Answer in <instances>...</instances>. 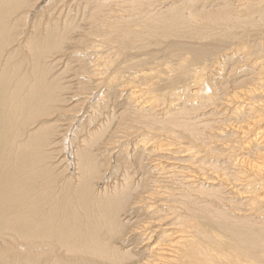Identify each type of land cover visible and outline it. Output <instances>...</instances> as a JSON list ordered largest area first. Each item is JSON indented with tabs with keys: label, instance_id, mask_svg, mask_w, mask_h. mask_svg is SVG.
<instances>
[{
	"label": "bare ground",
	"instance_id": "6f19581e",
	"mask_svg": "<svg viewBox=\"0 0 264 264\" xmlns=\"http://www.w3.org/2000/svg\"><path fill=\"white\" fill-rule=\"evenodd\" d=\"M106 1L91 4L96 31L85 45L104 62L92 58L97 69L87 74L101 72L89 78H99L94 93L106 83L107 109L121 97L119 88L130 92L132 107L120 112L106 145L118 153L107 155L118 157L121 183L109 186L110 176L101 177L94 192L91 174L99 165L89 136L111 132L117 114L104 116L102 133L103 125L90 129L94 95L86 96L89 106L86 99L52 143L58 119L50 118L72 110L48 59L64 51L71 34L55 25L18 37L34 10L25 9L29 0H0V264H264V0H163L144 12H109L107 23ZM150 37L184 41L175 38L168 53L131 65L125 54L110 55ZM21 48L27 53L16 61ZM164 57L170 61L155 65ZM58 145L81 173L74 187L47 191L52 182L43 175L51 173L40 149ZM125 207L146 217L136 224L138 239H129L135 249L112 244L126 230Z\"/></svg>",
	"mask_w": 264,
	"mask_h": 264
},
{
	"label": "rangeland",
	"instance_id": "374dc122",
	"mask_svg": "<svg viewBox=\"0 0 264 264\" xmlns=\"http://www.w3.org/2000/svg\"><path fill=\"white\" fill-rule=\"evenodd\" d=\"M65 1V2H64ZM95 0H41V1H39V0H29V5H28V7L27 8H25V9H27V10H29V11H31V10H34L33 12L34 13H32L31 14V16L28 18V20L26 19L27 17L25 16V19L21 22L23 25H21L20 24V27L19 28H17L16 29V31H18V33L20 32V36H18V37H21V38H24L25 37V35L27 36V37H29L30 36V34H27L28 32H30V31H33L32 33H33V36H36V35H38V36H40V35H44V34H46V32H47V30L48 31H50V29L52 28V27H54L55 25L58 27V28H61L63 31L65 30V34H66V36H69L70 34V38L68 39L69 41H67V43L64 45V48H63V50L65 51H62V52H55V53H53L52 55H50V57H49V59H48V62L50 63V66L52 65V67H51V70H52V72H53V76H54V78H55V80H56V82L57 81H59V82H61V84L63 85V87H67V93H65V95H66V98H70L69 99V101H68V109L70 108V110H72V111H70L69 113H67L66 114V116H62L61 118H60V116H58V118H57V115H58V113H54V116H52L50 119H52V122H51V124H53V122L55 121V119H58V122L56 123L55 122V124H57V126L56 127H58V128H56L57 130V132L55 131V127H53V129H52V135L53 136H50L51 137V142L53 143V142H55V141H57V138H58V140L60 139V135H57L58 134V132H61V131H63L66 127V125L67 124H70V122L71 121H73V117L75 116V115H77L81 110H83L82 108H84V104L85 103H83V102H86L87 100H88V98L89 97H91V96H93L91 99L93 100H88V102H87V104H86V107L87 106H89V104L90 103H92V104H94L93 106H92V104L90 105V106H92V108H91V110L89 111V109L90 108H88V111L86 112V120H85V123H86V121H87V123L89 124V128L91 129L92 127H95V126H97V127H101V125H103V122H104V125L105 124H107V121L105 122V120H106V117H105V120L103 119L104 118V116L105 115H108L109 116V114L110 113H112V114H117V116H116V118H117V120H115V122L113 123V125H112V129H111V132H104V135H101L100 137H94L93 135L92 136H89L90 138L92 137V138H95L94 140H95V142L94 143H90V144H88V146L90 145V147L88 148L87 146V149H90L91 151H92V155H94L93 157H95L96 159H97V165H99V167H98V169H96V176L94 177V178H92L93 177V175L91 174V183H93V188H94V192L97 190V189H99V183H101L102 181L100 180L101 179V177H109V178H107L108 180V182H109V186L111 185L110 183H112V182H114L115 183V181H116V183L115 184H119V183H121V181H119V183H118V180H119V174H121L119 171H117L115 168L117 167V162H118V157H116L117 159H115V158H113V156L112 157H110V155L114 152V151H116V150H114L113 152H111V153H108V150L106 149V148H109V147H107L106 145H107V143H109L108 142V139H109V137L110 136H112V134H114V131H116L115 129H117V124H118V122L120 121V118H119V114H120V112L121 113H124L125 112V110L127 109L126 107H128L129 108V110H130V108L132 107V106H128L127 104H128V102H127V97H129V95H130V92H122V89L121 88H119V90L120 91H118V96H121V97H118L117 98V101H115V103L114 102H112L111 104H110V107H109V109H107L106 107H105V103L103 102V100L105 99V101H107V99L109 100V98L108 97H110L109 95L110 94H106L107 93V86H104V85H106V83H104V84H102L101 86H98V90H100V91H97V93H94L97 89V79H98V81H99V78H97V79H90L89 78V76H94V75H97V74H100V73H96V74H87V72L88 71H90L91 69H93V67L95 68V69H97V65L96 66H94L95 65V63H101L100 61H102V62H104L101 58L100 59H97V61H96V59H94L95 57H93V55H91V54H89L90 52L86 49V46L88 47V45L90 44V43H88L87 45H85V43H86V41L88 40V37L87 36H89L90 35V33L89 32H93L92 34H94L95 35V31H96V29H95V27L96 26H94V25H92V24H90L91 22H93V20L94 19H91L92 17H91V15H92V11H93V13H95V12H97V9H94L93 10V8H92V5L91 4H93V2H94ZM97 1V0H96ZM117 1V2H116ZM118 1L119 0H107L106 2V4L104 5V6H106L107 7V9H106V7H105V9H103L104 11H102L101 13H103L102 15H105L106 14V16L104 17V18H107L105 21H106V23L107 22H109V17H108V15H109V12H112L113 14H115V16H121V15H130V13L132 12L131 11V9H133V11L134 12H140L139 10H142L143 12L145 11V8L146 7H149V8H151V7H154V5L156 4H158V3H161V1H163V0H142V2H138L137 0H120V1H122V2H119L118 3ZM125 1V2H124ZM173 1H177V0H173ZM179 1V0H178ZM61 2V3H60ZM87 2H89V4L87 3ZM131 2H133V3H131ZM153 2H155V3H153ZM66 3V4H65ZM125 3V4H124ZM127 3V4H126ZM153 3V4H152ZM32 4L34 5V6H32ZM65 6H64V5ZM108 4V5H107ZM121 4V5H120ZM150 4V5H149ZM152 4V5H151ZM60 5V6H59ZM89 5H91V7L89 6ZM113 5H114V7L116 8V6H117V8L116 9H113V11L112 10H108L109 8L108 7H110V9L111 8H113ZM127 5V6H126ZM40 6V7H39ZM146 6V7H145ZM90 7V8H89ZM125 7H128L127 9L125 8ZM92 8V9H91ZM120 10H119V9ZM123 10H122V9ZM135 8L137 9V10H135ZM139 8V9H138ZM144 9V10H143ZM146 9H148V8H146ZM37 10V11H36ZM90 10V11H89ZM92 10V11H91ZM105 10H106V13H105ZM117 10H119V11H117ZM122 10V11H121ZM117 11V12H116ZM124 11V12H123ZM88 12V13H87ZM116 12V13H115ZM91 13V14H90ZM120 13H122V14H120ZM119 14V15H118ZM34 15V16H33ZM88 15H89V17H88ZM88 17V18H87ZM25 21V22H24ZM90 22V23H89ZM71 23V24H70ZM105 23V22H104ZM70 25V26H69ZM79 25V26H78ZM75 26H77L78 27V30L80 31H78V30H76L77 29V27L75 28ZM88 26H91V27H88ZM25 27V28H24ZM51 27V28H50ZM24 28V29H23ZM44 28V29H43ZM75 28V29H74ZM80 28V29H79ZM26 29V30H25ZM72 29V30H71ZM74 29V30H73ZM88 29V30H87ZM90 29H92V30H94V31H90ZM44 31V32H43ZM46 31V32H45ZM26 33V34H25ZM86 33H88V34H86ZM81 35V36H80ZM87 35V36H86ZM94 35H92L91 36V40H93L92 39V37L94 36ZM83 36V37H82ZM73 38H75V39H77V40H79V43H80V45L81 44H83L84 45V47L83 46H80V45H77L76 43L74 44V40H73ZM148 38V37H147ZM146 38V40L144 39V43H142V42H140V41H137L135 44H134V47L132 46V47H129L127 50H124L123 52L122 51H113L112 52V54H110L111 56H113V54H114V52H115V54L114 55H116V56H119V60H122V58L124 59L126 56V59L125 60H122V61H125L124 62V64L125 63H129V65H131V64H133L134 62H137V61H139V60H147V59H152L153 57H154V54L156 55V54H159L158 55V57L159 56H161V54H162V52H163V50L165 51V52H167L168 53V51L170 50V43L171 42H176L178 39V41H184V40H180V38H176V37H170V38H166V39H164V38H152V37H150L149 39H147ZM177 40H176V39ZM150 39H152V40H150ZM158 39V40H157ZM164 39V40H163ZM181 39H183V38H181ZM155 40V41H154ZM157 40V41H156ZM163 40V41H162ZM169 40V41H168ZM172 40V41H171ZM175 40V41H174ZM177 41V42H178ZM196 41H201L203 44L204 43H209V40H196ZM72 42H73V44H72ZM158 42V44H155V43H157ZM169 42V43H168ZM200 42V43H201ZM69 43V44H68ZM168 43V44H167ZM92 44V43H91ZM90 44V45H91ZM200 45H202V44H200ZM165 46V47H164ZM180 46H182V45H180ZM77 48V49H76ZM89 48V47H88ZM163 48V49H162ZM25 50H27V49H25V48H21V49H19V52L15 55V57L17 56V58L15 59L16 61H20L21 60V57L22 56H24L26 53H27V51H25ZM62 50V49H61ZM150 50V51H149ZM166 50H168V51H166ZM74 51H77L78 53L80 52V54H78V55H75V54H72ZM160 51V52H159ZM118 52V54H116ZM141 54H140V53ZM149 52V53H148ZM153 52V53H152ZM64 53H66V54H64ZM69 53V54H68ZM84 54V55H83ZM126 56H125V55ZM61 55H63L64 57H62ZM129 55V56H128ZM132 55V56H131ZM147 55V56H146ZM165 55V54H164ZM61 56V57H60ZM123 56H125V57H123ZM129 57V58H128ZM57 58V59H56ZM59 58V59H58ZM92 58L94 59V64H91L89 61L90 60H92ZM99 58V57H98ZM142 58H144V59H142ZM168 59V57H164L163 58V60L162 61H160V62H158L157 64H155V65H159V64H161V63H163V62H165V61H170L169 59ZM54 59H56L55 61H53ZM176 59V58H175ZM177 59H179L178 57H177ZM99 60V61H98ZM66 61V62H65ZM118 60H116V62H117ZM134 61V62H133ZM131 62H133V63H131ZM53 63V64H52ZM67 64V65H66ZM103 64V63H102ZM66 65V66H65ZM170 66H172V64H169ZM169 65H165L166 67L167 66H169ZM147 65L146 64H143L142 65V67L141 68H143V70L144 69H147V67L148 68H151V67H155L154 65H152V66H150V65H148L147 67H146ZM164 66V65H163ZM85 67V68H84ZM101 67H102V72H105V71H103L105 68H106V65L104 66V65H101ZM100 67V68H101ZM166 67H163V68H166ZM228 67V66H227ZM84 68V69H83ZM135 68V67H134ZM156 68V67H155ZM64 69V70H63ZM157 69V68H156ZM94 70V69H93ZM133 71V70H132ZM132 71H130V72H132ZM88 76H87V75ZM78 76V77H75V76ZM84 75H86V76H84ZM53 76H52V78H53ZM59 76V77H58ZM92 76V78H94ZM72 78V79H71ZM82 78V79H81ZM128 78H130V77H128ZM59 79V80H58ZM61 79V80H60ZM77 86V87H76ZM70 90V91H69ZM72 90V91H71ZM95 90V91H94ZM128 90H129V88H128ZM93 92V93H92ZM100 92V93H99ZM90 93V94H89ZM100 94V95H99ZM105 95V97H104V95ZM90 95V96H89ZM123 95H124V97H123ZM127 95V96H126ZM86 96H89V97H87L86 98ZM114 96H115V93H114ZM117 96V95H116ZM76 97V98H75ZM80 97V98H79ZM77 98H79V99H77ZM99 98H101V99H99ZM107 98V99H106ZM87 99V100H86ZM94 99H96V100H94ZM98 99V100H97ZM123 99V100H122ZM125 99V100H124ZM95 101H96V103H95ZM90 102V103H89ZM98 104V106L100 107H97L96 105ZM114 106H113V105ZM85 107V108H86ZM95 107V108H94ZM97 107V108H96ZM104 107V108H103ZM123 107V108H122ZM76 109V110H75ZM99 109V110H98ZM98 110V111H97ZM117 112V113H116ZM75 113H77V114H75ZM88 113V114H87ZM96 113H98V114H96ZM106 113V114H105ZM100 114V115H99ZM95 115H96V118H95ZM84 116L85 115H81L79 118L81 119H84ZM98 116H100V117H98ZM113 116V115H112ZM97 117H98V119H97ZM78 118V119H79ZM82 119H81V121H82ZM97 119V120H96ZM101 119H102V121H101ZM108 119V118H107ZM119 119V120H118ZM91 120H92V124H93V122H94V126L91 124ZM80 121V120H79ZM99 122H100V124H99ZM104 125L101 127V133H102V131L104 130ZM116 125V126H115ZM54 126V125H53ZM51 128H52V126H51ZM95 129L93 128V130L92 131H94ZM113 132V133H112ZM110 133H111V135H110ZM80 135H83V133H80ZM102 136H103V139H102ZM88 137V138H89ZM89 138V139H90ZM97 138V139H96ZM98 138H100L99 139V141H97L98 140ZM111 138V137H110ZM54 140V141H53ZM109 141H110V139H109ZM59 142V141H58ZM57 142V144H60V145H62V143H58ZM89 142H92V139H91V141L89 140ZM88 142V143H89ZM99 142V143H98ZM56 144V145H57ZM95 144V145H94ZM78 144H76L75 145V148L77 149L78 148V146H77ZM84 145V144H83ZM47 146V145H46ZM46 146H44V148H43V150L42 149H40L41 151H43L44 153H47V161H46V165L50 168L49 170L47 169V171H46V173H51L50 175H43V179L44 180H49L50 182H52V183H50L49 185H51L50 187L49 186H45L44 188L47 190L48 188H51V187H54L55 186V189H56V187L58 188L59 187V189H61L62 190V188H63V185H67L66 186V189H65V191L67 190V189H69L71 186H75L76 185V183H74L75 182V179L80 175V171L79 170H77V171H74L72 168H70V166H68V163H67V160H66V158H65V151H63V149L62 148H60L59 147V145H58V149H56L55 148V151L53 152L52 150H50V152H48V147H46ZM48 150H47V149ZM60 148V149H59ZM85 148V147H84ZM101 149L104 151V153L101 151ZM47 150V151H46ZM64 153V154H63ZM105 153H106V155H105ZM116 153H117V151H116ZM107 154H110V155H107ZM117 155H118V153H117ZM50 156V157H49ZM60 159V160H59ZM65 159V160H64ZM99 159V160H98ZM63 160V161H62ZM60 162V163H59ZM61 164V165H60ZM65 164V165H64ZM101 164V165H100ZM103 164V165H102ZM96 165V164H95ZM102 166V167H101ZM44 167V166H43ZM46 168V167H45ZM101 170V171H100ZM98 171V172H97ZM106 171V172H105ZM114 171V172H113ZM75 172V173H74ZM79 174H78V173ZM100 173V174H99ZM110 173H111V175H110ZM71 176H70V175ZM75 176H74V175ZM107 174V175H106ZM117 174V175H116ZM98 175V176H97ZM104 175V176H103ZM109 175V176H108ZM112 176V177H111ZM116 176H118L117 178H116ZM69 177H71V178H69ZM58 178V179H57ZM62 179V180H61ZM70 179H72V180H70ZM64 180H65V183H64ZM74 180V181H73ZM114 180V181H113ZM136 180H138V179H136ZM93 181V182H92ZM114 183H112V185H115ZM54 185V186H53ZM111 185V186H112ZM62 186V187H61ZM78 186V185H77ZM69 187V188H68ZM95 187L97 188V189H95ZM48 191V190H47ZM132 202V201H131ZM130 202V203H131ZM134 208V207H133ZM133 208H129V207H125L124 208V211H122L123 212V214H125V215H123L124 217L122 218L121 216L122 215H120V218H121V220H122V223L124 224V223H126V224H124V226H125V228H126V230L127 231H129V230H133L132 231V233H131V231H129V232H127L126 230H125V232H124V234H123V237L121 236V238H115V239H113L112 240V244H115L116 246H118V247H121V249H123V248H125V247H127L128 245V247L127 248H131V249H135V245H134V243H132L129 239L130 238H133V241H135L136 239H138L137 238V236H136V234L140 231L137 227L138 226H136V224L137 223H139V221L140 222H142V221H144L145 219L144 218H146V217H143V216H141V215H139V214H137V213H135L134 211H132L133 210ZM127 210V211H126ZM129 210V211H128ZM125 212V213H124ZM127 213V214H126ZM140 216V217H139ZM125 218H127V219H125ZM133 218H135V219H133ZM140 218V219H139ZM143 218V219H142ZM137 219V220H136ZM133 220V221H132ZM132 221V222H131ZM136 222V223H135ZM129 223H131L130 225H129ZM134 223V224H133ZM128 225L130 226V227H128ZM135 226V227H134ZM139 230V231H138ZM128 233V234H127ZM126 235H128V236H126ZM125 236V237H124ZM127 237H128V239H127ZM118 239H119V241L121 242H119L118 241ZM122 239V240H121ZM137 241H139V240H137ZM123 245V246H122ZM134 247V248H133Z\"/></svg>",
	"mask_w": 264,
	"mask_h": 264
}]
</instances>
